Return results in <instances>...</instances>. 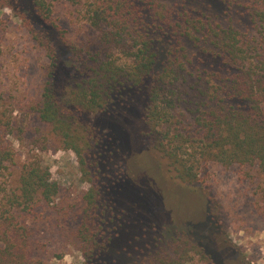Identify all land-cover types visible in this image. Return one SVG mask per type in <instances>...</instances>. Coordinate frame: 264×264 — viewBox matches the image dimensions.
<instances>
[{
    "label": "trees",
    "instance_id": "1",
    "mask_svg": "<svg viewBox=\"0 0 264 264\" xmlns=\"http://www.w3.org/2000/svg\"><path fill=\"white\" fill-rule=\"evenodd\" d=\"M68 1L97 35L87 49L68 46L72 73L64 81L59 49L43 30L46 22L58 28L51 20L52 1L0 0V31L6 23L5 8H10L46 50L49 62L37 112L52 127L62 149L77 155L82 179L90 184L75 231L84 264H107L105 234L113 199L103 167L114 154L115 135L91 116L119 110L124 100L140 95L145 101L143 135L167 166L159 161L161 169L173 179L198 185L211 162L256 165L264 174V42L259 38H264V31L258 28L264 27V0L242 3L260 36L226 27L204 14L176 10L170 0ZM184 41L201 46L226 66L225 72L210 74L214 80L206 82L207 89L188 93V101L185 82L192 74L186 73V62L179 56L187 54ZM163 42L166 58L161 54ZM231 100L246 107H236ZM12 159L0 128V163ZM19 183L20 191L12 195L0 186V264H50L36 254L21 211L32 210L39 201L52 203L60 184L52 180L50 164L42 161L25 166ZM164 229L170 235L162 236L161 245L144 264H216L200 241L175 233L173 227Z\"/></svg>",
    "mask_w": 264,
    "mask_h": 264
},
{
    "label": "rangeland",
    "instance_id": "2",
    "mask_svg": "<svg viewBox=\"0 0 264 264\" xmlns=\"http://www.w3.org/2000/svg\"><path fill=\"white\" fill-rule=\"evenodd\" d=\"M49 1L54 4L51 20L58 28L46 22L43 30L59 49L64 81L72 73L68 46L92 47L97 32L70 1ZM170 2L176 10L210 16L251 36H260L258 28L264 31L243 7L244 0ZM5 12V27L0 31V128L13 159L0 163V186L6 188L4 192L16 194L25 166L37 161L50 164L52 180L60 184L59 194L50 204L34 203L32 210L21 211V217L39 257L50 264H84L75 231L90 184L82 179L77 155L62 149L52 127L37 112L49 62L46 50L10 8ZM184 45L187 54L179 53L180 60L186 62V73L192 74L185 82L188 101V93L193 94L195 88L207 89L206 82L214 80L210 74L225 72L226 66L201 46L188 41ZM167 51L163 42L164 58ZM228 102L246 107L243 102ZM144 107L145 101L138 95L124 100L119 110L91 116L115 135L114 154L103 167V179L112 189L113 199L105 234L109 240L104 254L107 264H144L161 245L162 236L170 235L165 226L200 241L216 264H264V174L256 165L211 162L198 185L173 179L161 169L167 166L148 147L143 135Z\"/></svg>",
    "mask_w": 264,
    "mask_h": 264
}]
</instances>
